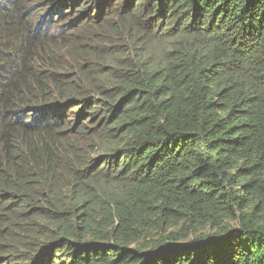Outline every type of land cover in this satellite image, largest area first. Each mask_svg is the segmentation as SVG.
I'll return each instance as SVG.
<instances>
[{
    "label": "trees",
    "instance_id": "trees-1",
    "mask_svg": "<svg viewBox=\"0 0 264 264\" xmlns=\"http://www.w3.org/2000/svg\"><path fill=\"white\" fill-rule=\"evenodd\" d=\"M0 264H264V0H0Z\"/></svg>",
    "mask_w": 264,
    "mask_h": 264
}]
</instances>
